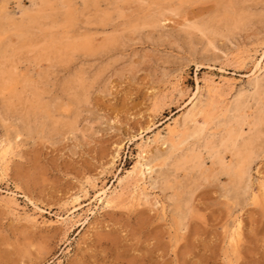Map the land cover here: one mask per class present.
<instances>
[{
  "label": "rangeland",
  "instance_id": "rangeland-1",
  "mask_svg": "<svg viewBox=\"0 0 264 264\" xmlns=\"http://www.w3.org/2000/svg\"><path fill=\"white\" fill-rule=\"evenodd\" d=\"M60 1L50 0L42 11L41 0H0V29L11 20L28 24L31 15L41 25L31 30L33 39L76 32L89 46L61 63L39 59L37 49L15 51L18 40L8 34L0 70L17 63V90L21 81L36 86L56 123L25 125L28 104L13 100L8 109L0 94V143L13 148L0 176V264H264V152L238 189L206 150L199 169L171 168L182 151L216 137L235 96L249 91L256 70L243 58L264 49V0ZM225 4L248 10L233 38L217 39L214 53L189 44L188 21L207 22ZM165 6L174 12H166L158 28L144 25ZM193 101L205 111L195 117L201 134L172 142L167 128ZM257 109L251 101L244 133ZM157 134L168 143H151ZM141 148L157 166L149 178L144 172L146 191L134 202L124 195L102 208L97 196L133 170ZM76 196L87 205L69 227L62 225Z\"/></svg>",
  "mask_w": 264,
  "mask_h": 264
},
{
  "label": "bare ground",
  "instance_id": "bare-ground-1",
  "mask_svg": "<svg viewBox=\"0 0 264 264\" xmlns=\"http://www.w3.org/2000/svg\"><path fill=\"white\" fill-rule=\"evenodd\" d=\"M243 1L245 3L251 2V1L260 2V0H243ZM41 3L43 5V8H41V10L43 11V9L45 10L44 6L50 5V0H41ZM164 4L162 6H164ZM168 7L165 6L164 8L165 10L163 11L160 10V12L158 13L155 12V15H151L147 19L143 20L144 25H149L153 27L157 26L158 28V26H160L161 21L165 17L166 12H174L173 11L174 9L168 8ZM159 8H162V7H159ZM246 9L245 7L240 8V9H235L231 4H225L220 8L219 13L216 16H214V18L212 17L213 19L211 20L209 19V21L207 22L188 24L189 23L188 21L187 25H185V27L183 28V34L188 40L189 44H193V42H197V44L204 45V51L211 52L215 49V46H216L215 43L217 39L225 38L226 40H229L233 32L239 29L241 23L246 18V15H248V10ZM36 12H39V11H36ZM38 14L40 15V13ZM45 15H46V18L47 16L50 17L49 16L50 14L49 15L45 14ZM48 19H44V20L47 21ZM27 20H28L27 21L28 24L23 23L25 20H23V22L14 24V22H12L11 20V22L10 21L9 22L13 24H10V25L7 24L6 26L3 25L1 27L0 29V58H6V59L8 58L7 57L8 54H7V51H5L6 49H5L4 44L5 43L7 44L10 36H15V39L17 38L18 40L17 43L15 42L16 44L19 43L15 51L23 50V48L26 49V47L34 49V51L37 49L38 50L37 55L39 59L41 58L43 60H50L53 58V59L59 60V62L61 63H64L67 59L71 57H74L75 52H79V51L84 52V51H88L89 49L88 40L86 39V37L81 36L79 33H76V32L75 33L68 32L64 36H53L50 33L48 34L45 33L47 35H45L42 40H37L35 39L36 37L33 39L32 36H34V33L32 35L31 30L36 25H38L37 27L40 26L41 28V25L39 22L40 19L36 16L29 15V18ZM49 22L52 23L51 21ZM43 24L45 25V28L44 27L43 28L46 30L47 29L46 24L45 23ZM182 27H183V23H182ZM45 30L43 31L42 29L43 33L45 32ZM223 42L225 41L223 40ZM229 43L231 44L232 42L229 41ZM16 46H12V47H16ZM12 47L10 46V48ZM9 50L10 49H8V51ZM215 55L216 54H214V56ZM10 56H11V53H10ZM243 61L244 63L253 62L256 72L259 71L258 74L254 72L252 74L254 77L249 79L250 80L248 81L249 86H250L249 91H247L244 95L242 93H238L233 99V101L230 103L229 108L227 110L228 114L225 116V119L223 122V127H222L223 129L217 133L218 136L216 135V137L213 138L214 136L213 135L212 138H205L201 140L202 148H198V146L196 147L192 146L186 151H182L179 155L173 158V161L171 163V168L173 172L184 170L187 168L188 169H199L203 164V160L201 157V150H206L208 155L210 156L213 155L214 157L215 156L217 157V158L215 157V159L216 161L218 159V162L221 165L220 171L224 175L228 176L230 180L232 181V186L238 189L240 186H242L244 179L246 178L245 176H247V170L249 166L251 165V163L254 160H257L256 158L259 157L264 152V49L260 53H258L257 51L256 53L243 58ZM8 63L9 61L7 62V65L5 63H4L5 65L1 63L3 66L2 67L3 69L0 70V94H2V98H3L2 101L4 102L5 106L8 109H14V107L16 106L14 105V101L17 105H18V102L20 103L24 102L28 104L26 105L28 107L24 106L26 107L24 108L26 112H25V117H23L25 125L27 126H30V123H33V125H36L39 123H45L48 120H50L52 124H55L56 121H53V118H52V112H51L52 106L51 104H48L47 102L42 101V95L38 92V89L36 86H27L25 84V81H21V86H20L21 90H17L16 85L20 82L19 80L20 78H18L17 76L18 65L15 62L10 63V64ZM212 83L214 82L212 81ZM216 85L217 83L215 84V87H214L215 89L217 88ZM79 88L82 89L81 86H79ZM206 89H207V86H206ZM197 91H198V87H197ZM200 91H198V93ZM210 91L208 90L209 93ZM80 92L82 94L84 91L81 90ZM73 93H76V91L74 90ZM215 93L217 94V97L218 96L220 97L221 96L220 94L222 92L220 93V88H218V90L216 89ZM28 94H30L31 96L30 98H27ZM251 101L256 102V104L258 105V109L256 110L254 114H252L253 116H252V120L250 121L249 131H247V133H244L243 127L248 124L247 121L249 120V116L246 111L249 109V104ZM204 113H205L204 108H202V106H200L199 103H197L196 101L191 102L190 107L181 115L180 119L179 120L175 119L173 125L171 126L168 125L169 126L167 128L168 139L172 140L173 142V139L178 140L180 138L181 139L180 143H177V141L175 142L177 144H181L190 137L192 138L198 137L201 134L203 128L201 126L196 125L195 117L202 115ZM48 124H50V122ZM190 125H192V130L189 131L188 133H184L183 131H188V128ZM69 129H73V125L72 126L70 125ZM157 135H156L157 137L155 136L156 138L153 139L151 143L153 144L158 143V142H161V144L168 143L169 140L163 139V137L160 136L159 134ZM4 143L2 144L0 143V176L5 175V171H7L6 163L8 159L11 158V155L13 153V148L9 145H4ZM149 144L147 145V147H150ZM118 148L120 149L121 146ZM142 149L143 148H141L139 151L138 162L136 163L133 170L126 171L123 176L118 177L115 180V182L117 183V186L113 190L102 189L101 192L99 193V196L95 195L98 197L99 203L102 205V208L112 207L117 202V200L122 198L124 195L125 196L127 195L126 198L129 201L132 200V202H134L133 199L135 198V196L138 197L140 195L141 197L142 193H140V191L142 192L143 190H145L144 174L146 173L149 178L154 168L157 167L155 165V158H148L146 155L147 151L145 150L146 152H144V150ZM227 151L231 152L230 154L232 156L231 157L232 159L229 163H226L224 160V154ZM116 154H118V152H116ZM219 169L220 168H218V171ZM95 186H96L95 183H93L91 187L95 188ZM128 189L130 191H127ZM80 191L81 193H83L84 198L88 195V189L84 188L83 190H80ZM8 194L10 196H14L13 193H8ZM72 201L73 203L70 204V208L67 209L66 211V217L61 218L62 225L64 224L65 226H68L69 224H71L74 216L76 215L75 212H77L78 210H81V207H84L87 205V204L81 203V198L79 196L73 197ZM236 229L238 228L236 227Z\"/></svg>",
  "mask_w": 264,
  "mask_h": 264
}]
</instances>
